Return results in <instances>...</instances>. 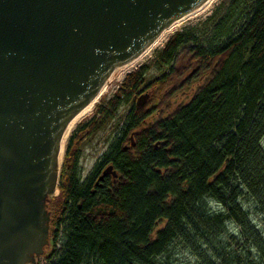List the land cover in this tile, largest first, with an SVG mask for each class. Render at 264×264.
Masks as SVG:
<instances>
[{
	"label": "trees",
	"instance_id": "trees-1",
	"mask_svg": "<svg viewBox=\"0 0 264 264\" xmlns=\"http://www.w3.org/2000/svg\"><path fill=\"white\" fill-rule=\"evenodd\" d=\"M198 39L175 33L154 62L168 72L146 87L141 66L96 107L111 121L132 104L104 160L117 177L93 188L78 183V160L67 175L63 165L50 256L61 236L63 250L51 264H150L176 243L232 264L227 241L214 240L228 222L264 264L263 235L242 206L249 199L264 217V0H232L208 45ZM144 87L151 97L137 107Z\"/></svg>",
	"mask_w": 264,
	"mask_h": 264
},
{
	"label": "water",
	"instance_id": "water-1",
	"mask_svg": "<svg viewBox=\"0 0 264 264\" xmlns=\"http://www.w3.org/2000/svg\"><path fill=\"white\" fill-rule=\"evenodd\" d=\"M208 1L0 0V264L48 253L46 205L71 119ZM150 97L139 95L136 106Z\"/></svg>",
	"mask_w": 264,
	"mask_h": 264
},
{
	"label": "rangeland",
	"instance_id": "rangeland-1",
	"mask_svg": "<svg viewBox=\"0 0 264 264\" xmlns=\"http://www.w3.org/2000/svg\"><path fill=\"white\" fill-rule=\"evenodd\" d=\"M232 0H219L218 3L213 7V9L204 15L201 16V18H194L186 21L177 32L180 31H185V30H191L194 31L198 37H199V44L200 46L206 47L208 45V42L211 41V30L214 28L215 24L225 15L228 6ZM246 9H249L247 7ZM173 33L169 39L175 34ZM168 39V40H169ZM167 40V42H168ZM166 42V43H167ZM166 43L146 61L145 63H141L139 67L134 69L133 71L138 70L141 66H149V72L146 75L147 77V82H146V87L149 86V84L153 83L155 80L163 76L166 72L169 71V68H164V69H158L155 65V59H157L158 54L160 51H162ZM131 71V72H133ZM130 72V73H131ZM127 73L123 76L122 80L120 81H114L109 85V91L108 93L101 99V101L96 105V107L99 105H105L111 98L112 96L115 95L116 91L119 90L120 85H122L126 75L130 74ZM131 103L125 106H122L120 111L117 113L116 117H114L113 120L109 121L105 128L103 130L99 131L95 135V130L94 127H92L88 134L83 135L82 137L76 138L75 143L73 144L72 150L80 149L83 152V159L81 163V168H82V176L86 177L89 172L92 171L93 167L99 163V158L100 156L104 153L105 149L107 146L109 147L113 143V139L110 141L111 138H113V134H117L121 132L123 127L125 126V120L127 117V114L129 113L131 109ZM95 107V110L93 114L85 119L76 129V131L79 129V127L82 124H85L88 122L90 119L97 120V108ZM98 122V120H97ZM94 123L92 124V126ZM75 132V131H74ZM74 133L72 134V136ZM71 136V137H72ZM70 137V138H71ZM110 141V143H109ZM264 142V141H263ZM69 143V142H68ZM132 145V144H131ZM68 148V146H66ZM66 151V150H65ZM64 151V152H65ZM66 153V152H65ZM65 156V154H64ZM64 160V157H63ZM62 160V162H63ZM61 162L60 166V175L62 171V167L65 164L64 162ZM60 185V180L58 182V187L57 190L54 194H52L49 197V207L47 208L50 210L51 216L55 218V215H52L56 210V206L58 205L57 203L59 202V196L60 192L58 190ZM246 211L250 213V217L252 220V224L255 225L256 229L263 235L264 238V217L259 215L255 207L253 206V202L249 199H245L243 201L242 205ZM214 211H219V207L217 205H214L213 207ZM239 226L236 225L233 222H228L223 228L224 230L222 231L220 236H217L215 242L217 244H221L222 242L227 241L230 249V255L233 257L231 259L233 261L232 264H239L240 262L242 264H258L259 259H258V252L254 248V245L249 238L240 228ZM62 232V229H61ZM61 241H58L55 246V253L54 255H60V253L63 250V243L62 239L63 236H61ZM220 237V238H219ZM230 241V243L228 242ZM51 240H50V245L48 249V253L44 254V256L41 257H36L35 259L37 260L36 263L34 264H51V259L53 256H50L51 250ZM50 256V257H49ZM212 253L210 250L208 252H203L202 256H196L189 250L185 249L184 246L180 243L173 244L170 246L165 252H163L162 255L159 257L155 258L150 264H208L209 258L211 257ZM40 258V259H39ZM211 259V258H210ZM32 264V263H31ZM149 264V263H148ZM231 264V263H230Z\"/></svg>",
	"mask_w": 264,
	"mask_h": 264
},
{
	"label": "flooded vegetation",
	"instance_id": "flooded-vegetation-1",
	"mask_svg": "<svg viewBox=\"0 0 264 264\" xmlns=\"http://www.w3.org/2000/svg\"><path fill=\"white\" fill-rule=\"evenodd\" d=\"M145 87L142 88L140 90V95L144 94ZM147 93V92H146ZM139 96V95H138ZM97 120L94 119H90L88 122H86L85 124H82L79 129L77 131L74 132V135L70 138V140H68L69 143H67L68 148H66V153L64 156V160L63 162L65 163V174L67 175V173H69V171L72 168V164L74 163L73 161L78 160V170H79V179H80V183L81 185H86L88 183H90V187L92 186H96V187H100L102 186V184L104 183V181L106 180H115L117 175H114L115 171L114 170V166L112 163L106 162L105 157L108 153V149L110 148V146L105 149L104 153L100 156L99 158V163L96 164L92 171L88 173V175H86V177L82 176V168H81V161L83 159V152L79 149H76L75 151L72 150L73 148V144L75 143L74 140H76V138L82 137L85 134H88L91 130L92 127H94V132L95 135L103 130V128H105L106 124L109 122L107 120H103L102 118V114L101 111L98 110L97 111ZM94 123V125L92 126V124ZM92 132V131H91ZM116 134H113V138L110 139V141L113 139V142L116 140ZM109 141V143H110ZM62 162V163H63ZM61 178V175L59 176V180ZM94 188V187H93ZM59 192L60 189L58 188ZM49 205V202H48ZM47 205V206H48ZM49 207V206H48ZM49 247V245L47 246ZM45 254V253H44ZM40 259V258H39Z\"/></svg>",
	"mask_w": 264,
	"mask_h": 264
},
{
	"label": "bare ground",
	"instance_id": "bare-ground-1",
	"mask_svg": "<svg viewBox=\"0 0 264 264\" xmlns=\"http://www.w3.org/2000/svg\"><path fill=\"white\" fill-rule=\"evenodd\" d=\"M219 0H209L206 5L204 7H202V9H200V11H197L195 13H192L190 15H187L185 17L180 18V20H177L176 22H174L173 24L170 25V27H167L166 30L167 32L160 38V40L155 41V43H152L148 49H146L145 52H143V56L140 59V61L138 60L136 63H133V65H131L129 68L126 67V65L121 66L120 71L117 75V77L112 80L108 85L103 86L104 87V92L102 94V96L99 97V99L95 100L94 102H92L91 104L87 105L86 107L82 108V110L73 118L71 119V121L69 122L67 129H69V132L67 133V135L65 136L64 140L61 141L62 143L60 144V151L62 150V148L64 147V151L66 150V146L68 143V140H70V137L72 136V134L74 133V131H76V129L78 128V126L88 117L90 118V116L93 114L96 105L101 101V99L108 93L109 91V85L111 83H113L114 81H120L122 80L123 76L127 73H130L131 71H133L134 69H136L137 67H139L141 65V63H145L146 61H148V59L154 54V52H156L157 50H159L169 39V37L175 33L176 31H178L180 29V27L188 20H192L194 18H201L202 15H204L205 13L211 11L213 9V7L218 3ZM65 131V130H64ZM66 132V131H65ZM65 132L63 134L62 137H64ZM63 152V156H62V160L64 157L65 152ZM62 162V161H61ZM60 162V163H61Z\"/></svg>",
	"mask_w": 264,
	"mask_h": 264
},
{
	"label": "built area",
	"instance_id": "built-area-1",
	"mask_svg": "<svg viewBox=\"0 0 264 264\" xmlns=\"http://www.w3.org/2000/svg\"><path fill=\"white\" fill-rule=\"evenodd\" d=\"M53 259V258H52ZM52 259H51V262H52Z\"/></svg>",
	"mask_w": 264,
	"mask_h": 264
}]
</instances>
